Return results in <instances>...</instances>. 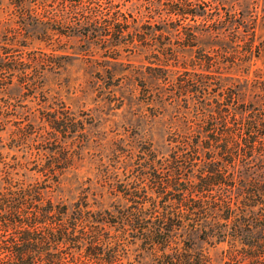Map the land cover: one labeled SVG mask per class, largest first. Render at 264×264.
Here are the masks:
<instances>
[{"label": "rangeland", "instance_id": "1", "mask_svg": "<svg viewBox=\"0 0 264 264\" xmlns=\"http://www.w3.org/2000/svg\"><path fill=\"white\" fill-rule=\"evenodd\" d=\"M11 2L0 0V47L12 41L15 45L10 44L8 51L29 65V76L23 84L16 79L9 86L0 81V121L5 126L3 131L0 127V189L19 183L34 189L44 185L47 189L41 192L47 199L55 205H66L70 212L75 204L83 206V213L85 206L101 214L127 208L120 192L135 182L142 163L162 165L169 154L170 134L184 129L180 119L184 110L176 109L182 103L168 104L156 98L145 101L138 86L143 84L150 94L164 88L152 77L160 76L154 68L159 67L158 60L164 61L163 57L153 49L129 51L110 47L103 40L88 41L50 31L49 40L40 42L35 39L40 29L23 28L19 19L22 11ZM81 2L77 12L69 5L62 6L60 0H25L21 5L23 12L31 14H27L28 20L52 18L64 31V20L74 14L90 20L96 16L102 27L103 19L112 16L126 22L129 31L152 26L147 32L156 37L151 43L154 50L162 45L172 50L178 67L190 72L202 70L196 57L204 54L215 64L214 69L220 67L223 76L230 78L225 81L227 87L240 80L241 101L256 107L264 103L260 83L264 82V0ZM166 4L182 5L189 14L181 24L193 33V48L179 45L181 39L174 30L180 18L167 14ZM52 117L61 132L46 122ZM16 127L23 128L21 138ZM17 163L25 169L17 176L6 177L3 168ZM249 175L263 180L264 168ZM59 211L54 210L56 218ZM191 243L195 250L208 255L211 264H222V244L206 243L195 236ZM125 259L129 264L151 262L139 244H129Z\"/></svg>", "mask_w": 264, "mask_h": 264}, {"label": "trees", "instance_id": "2", "mask_svg": "<svg viewBox=\"0 0 264 264\" xmlns=\"http://www.w3.org/2000/svg\"><path fill=\"white\" fill-rule=\"evenodd\" d=\"M9 1L21 9L23 28L40 29L35 38L40 42L49 40L50 31L88 41L103 40L110 47L129 51L153 49L164 61L158 60L160 65L154 68L160 76L152 77L164 88L150 94L139 84L142 99L182 103L176 109L185 113L180 116L184 129L169 136L164 163L154 167L149 161L139 166L136 184L120 192L128 207L116 213H93L87 206L83 213L79 204L70 212L66 205L47 199L41 192L47 189L44 185L41 189L22 183L1 188L0 264H129L125 259L129 244H139L151 257L150 264H211L205 252L193 248L194 236L222 244V264H264V179L249 175L264 168V103L256 107L241 101L240 80L227 87L225 81L230 78L223 76L220 67L214 69L215 64L204 54L196 57L202 70L178 67L172 50L164 45L154 50L151 43L156 37L147 32L152 26L129 31L126 22L112 16L103 19L102 27L96 16L90 20L74 14L64 20L67 32L52 18L28 20L30 12H23L21 5L25 0ZM81 1L60 0V4L77 12ZM164 7L167 14L180 18L174 30L181 39L179 45L193 48L195 37L181 24L189 14L182 5ZM156 41L159 44V39ZM12 43L7 45H15ZM7 45L0 47V81L7 86L13 79L23 84L29 65L20 56H12L8 51L12 46ZM242 81L247 82L246 78ZM260 83L264 93V82ZM46 122L61 132L54 117ZM0 127L3 131L2 121ZM16 128L21 138L23 128ZM21 169L25 168L19 163L3 168L6 177L17 176ZM58 208L56 218L53 214ZM103 230L105 234H101Z\"/></svg>", "mask_w": 264, "mask_h": 264}]
</instances>
